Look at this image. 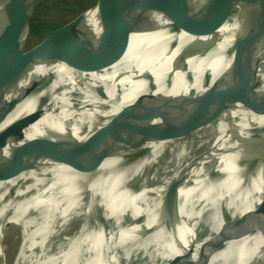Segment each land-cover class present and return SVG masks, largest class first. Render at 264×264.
I'll return each mask as SVG.
<instances>
[{
    "label": "bare ground",
    "instance_id": "bare-ground-1",
    "mask_svg": "<svg viewBox=\"0 0 264 264\" xmlns=\"http://www.w3.org/2000/svg\"><path fill=\"white\" fill-rule=\"evenodd\" d=\"M201 1L93 0L71 26L36 42L43 54L50 52L42 62L0 52V244L7 248L9 230L21 236L12 264H144L142 243L155 233L157 218L172 198L169 168L185 142L146 136L107 157L58 159L48 171L56 174L66 165L75 171L58 189L43 192V209H25L22 202L46 164L26 173L21 169L36 155L83 142L99 145L137 124L152 120L149 127L158 128L185 113L209 69L202 7L219 0ZM221 1L225 15L233 16L238 1ZM38 2L1 0L0 47L26 49ZM247 2L264 12V0ZM231 27L224 37L237 32L239 42L230 51L242 65L237 84L244 87L264 75V49L252 50L243 21ZM246 109L252 116L264 115V82L248 93ZM222 130L216 155L221 162L212 166L215 180L209 188L223 203L264 214V124H249L238 103L230 102ZM202 143L195 137L194 151ZM234 150L236 157L223 162ZM27 173V183L9 190ZM7 196L13 208L3 206ZM204 223L210 228L178 241L184 264H264L263 227L248 219L221 229L215 228L217 222Z\"/></svg>",
    "mask_w": 264,
    "mask_h": 264
},
{
    "label": "water",
    "instance_id": "water-1",
    "mask_svg": "<svg viewBox=\"0 0 264 264\" xmlns=\"http://www.w3.org/2000/svg\"><path fill=\"white\" fill-rule=\"evenodd\" d=\"M91 1L88 9L92 8L90 7ZM94 1L96 3L100 0ZM187 1L190 0H180L181 3ZM236 1H238V7L231 11L233 16L230 17L225 15L226 12L221 0L209 1L210 7H202L201 24L206 41L210 45L209 69L207 77L196 91L194 104L185 113L158 128L149 127L152 120L137 124L120 131L99 145L83 142L68 145L46 156L38 157L36 155L35 157L38 159L26 168L23 167L21 172L26 173L30 167L37 164H46L45 172L35 189L29 193L27 201L22 202L23 208L43 209L45 204L42 198L43 192L58 189L75 171L71 165H66L61 169V172L59 171L60 173L55 174L48 171L52 163L58 159L68 158L74 154L88 158L107 157L120 149L132 147L138 140L146 136H157L175 142H185V147L183 154L176 159L173 167L169 168V171L173 173L172 198L165 212L157 218L155 233L145 237L142 243L140 254L143 259L142 263L184 264L185 258L177 252L178 241L193 231L210 228L204 223L205 221L217 222L215 228L221 229L227 228L229 222H234L237 219H248L264 228V214H256L237 205L223 203L220 201L219 195L214 194L215 192L209 188L211 182L215 180L212 166L221 162L220 159L216 158V155L222 140V125L228 103H238L240 115L249 124L253 126L264 124V115L252 116L246 109L248 93L264 82V75L244 87H239L237 83L243 69L242 65L235 62L234 49L230 51V46L234 42H239L237 32H231L228 37H224L225 33L232 28L231 25L241 20L249 28L252 50L256 54L261 53L264 49V12H255L247 0ZM227 3L230 4L231 2L228 0ZM75 18L64 25L71 26ZM56 28L50 29L42 37ZM238 33L241 35V32ZM38 44L34 43L26 49H18L17 51L0 47V52L14 53L19 60L23 61L42 62L50 55V52L46 55L43 54L44 50ZM59 56L56 55L54 59H58ZM195 137L203 139V143L194 151ZM235 152L236 150L223 162L234 159L236 157ZM244 170L245 168H241L231 174L224 173L223 176L231 177ZM154 174L157 175V173ZM29 176L27 173L25 176L17 178L9 190L14 189L18 183L21 185L27 183L26 180ZM218 180L221 181L220 178ZM9 190H7V194ZM3 206L13 208L14 205L8 196ZM239 229L251 232L249 228L240 226ZM165 257L168 258L160 263L159 261Z\"/></svg>",
    "mask_w": 264,
    "mask_h": 264
},
{
    "label": "rangeland",
    "instance_id": "rangeland-1",
    "mask_svg": "<svg viewBox=\"0 0 264 264\" xmlns=\"http://www.w3.org/2000/svg\"><path fill=\"white\" fill-rule=\"evenodd\" d=\"M91 0H39L34 8L31 22L33 24H41L43 30L35 33H29L27 38V47L33 45L39 40V37L52 28L59 27L69 22L79 12L86 8ZM21 236L16 232L9 230L5 235L7 248L0 244V264H12L15 251L20 245ZM5 255V256H4Z\"/></svg>",
    "mask_w": 264,
    "mask_h": 264
},
{
    "label": "trees",
    "instance_id": "trees-1",
    "mask_svg": "<svg viewBox=\"0 0 264 264\" xmlns=\"http://www.w3.org/2000/svg\"><path fill=\"white\" fill-rule=\"evenodd\" d=\"M44 27H41V24H33V22H31L30 20V25H29V33H35V32H39L41 30H43ZM46 33V32H45ZM44 33V34H45ZM43 34V35H44ZM43 35H41L40 37H42ZM39 37V38H40ZM28 42V41H27Z\"/></svg>",
    "mask_w": 264,
    "mask_h": 264
}]
</instances>
